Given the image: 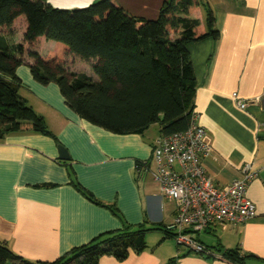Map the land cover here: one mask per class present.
I'll return each instance as SVG.
<instances>
[{
	"label": "crops",
	"instance_id": "0c3cea01",
	"mask_svg": "<svg viewBox=\"0 0 264 264\" xmlns=\"http://www.w3.org/2000/svg\"><path fill=\"white\" fill-rule=\"evenodd\" d=\"M95 1L46 0L60 9L83 8ZM112 1L131 15L148 19L158 14L164 0ZM204 1L219 36L188 44L195 75L193 111L211 146L203 163L219 187L240 178L242 167L250 164L256 176L246 194L256 215L240 224L215 223L194 236L212 251L239 248L249 256L248 264H264V0ZM188 16L198 19V29L203 30L201 7ZM8 38L19 43L23 31L17 28ZM31 51L98 78L91 69L93 60L80 59L59 41L39 38L34 47L26 46L23 63L16 69L21 80L18 93L43 117L53 136L21 130L0 139V243L28 261H53L101 232L142 223L170 226L175 202L160 196L152 176L151 147L160 136L159 128L149 134L151 125L143 134H115L90 124L68 107L55 83L43 85L33 79L27 55ZM233 93L246 102L244 108L236 104ZM59 146L68 159L59 158ZM72 181L102 204L85 198ZM108 206H115L118 214ZM154 231L159 232L155 240L148 234ZM169 237L150 229L144 234V250L130 251L122 260L103 255L98 264H166L171 258L172 264H234L177 245L166 253L161 246Z\"/></svg>",
	"mask_w": 264,
	"mask_h": 264
},
{
	"label": "trees",
	"instance_id": "16d2710c",
	"mask_svg": "<svg viewBox=\"0 0 264 264\" xmlns=\"http://www.w3.org/2000/svg\"><path fill=\"white\" fill-rule=\"evenodd\" d=\"M201 5L203 30L198 29V19L188 16ZM17 28L23 31V39L13 43L8 35ZM218 36L212 10L199 0H164L155 19L131 15L112 0L73 9L54 8L46 0H0V139L21 130L53 136L43 117L18 93L21 80L16 69L23 63L26 46L34 47L39 38L59 41L80 59L93 60L97 80L67 69L55 58L34 51L27 54L33 79L43 85L55 83L79 117L115 134H143L158 123L161 136L186 129L193 111L195 75L188 44ZM72 184L88 200L102 204L77 181ZM108 207L118 214L115 206ZM150 229L173 236L166 227L126 225L101 232L53 261L35 262L0 243V264H98L103 255L122 260L130 251L145 249L144 234ZM207 250L196 254L248 264L249 256L239 248Z\"/></svg>",
	"mask_w": 264,
	"mask_h": 264
},
{
	"label": "built area",
	"instance_id": "2783aa9c",
	"mask_svg": "<svg viewBox=\"0 0 264 264\" xmlns=\"http://www.w3.org/2000/svg\"><path fill=\"white\" fill-rule=\"evenodd\" d=\"M232 97L240 108L245 107L246 102L236 93ZM261 98L264 99V94ZM151 150L152 176L159 184L160 196L175 202L173 221L167 228L177 246L195 253H208L195 238L196 232L215 223L240 224L255 217V205L246 194L255 171L250 164H245L240 178L224 187L215 185L203 163L211 154V146L204 140V128L197 122L194 111L186 129L159 136Z\"/></svg>",
	"mask_w": 264,
	"mask_h": 264
},
{
	"label": "rangeland",
	"instance_id": "374dc122",
	"mask_svg": "<svg viewBox=\"0 0 264 264\" xmlns=\"http://www.w3.org/2000/svg\"><path fill=\"white\" fill-rule=\"evenodd\" d=\"M199 1H201L202 3L205 2L204 0H199ZM200 7H201V12H202V15H203V18H204V9L202 8V5ZM156 17H157V15L156 16L154 15V16H151L148 19H155ZM158 128H159L158 123H153L151 125L149 131L147 132V134H149L151 132H157ZM156 233H159V232L154 231L153 233H148V234H149L150 237H154L153 239L155 240V239H157L156 238L157 237ZM175 247H176V242H175L173 237L165 238V240H164V242H162V246H161V248L164 249L166 251V253H169L171 251V248L174 249ZM180 249L184 250L186 248L180 246Z\"/></svg>",
	"mask_w": 264,
	"mask_h": 264
},
{
	"label": "water",
	"instance_id": "95a60500",
	"mask_svg": "<svg viewBox=\"0 0 264 264\" xmlns=\"http://www.w3.org/2000/svg\"><path fill=\"white\" fill-rule=\"evenodd\" d=\"M68 153L67 151L63 148L59 146V158L61 159H68Z\"/></svg>",
	"mask_w": 264,
	"mask_h": 264
}]
</instances>
